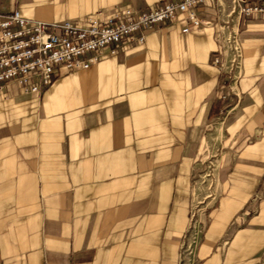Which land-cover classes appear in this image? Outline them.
Instances as JSON below:
<instances>
[{
	"label": "crops",
	"instance_id": "obj_1",
	"mask_svg": "<svg viewBox=\"0 0 264 264\" xmlns=\"http://www.w3.org/2000/svg\"><path fill=\"white\" fill-rule=\"evenodd\" d=\"M167 1L0 0V11L83 25ZM235 7L200 5L201 28L179 13L140 45L61 68L40 94L0 84V264H183L204 200L186 264H264V17ZM231 28L243 67L229 86L214 58L226 69ZM211 162L215 190L198 200Z\"/></svg>",
	"mask_w": 264,
	"mask_h": 264
},
{
	"label": "built area",
	"instance_id": "obj_2",
	"mask_svg": "<svg viewBox=\"0 0 264 264\" xmlns=\"http://www.w3.org/2000/svg\"><path fill=\"white\" fill-rule=\"evenodd\" d=\"M213 0H168L141 11L129 7L98 11L86 18L85 24L71 21L47 23L25 17L19 9L0 11V84L16 81L25 93H42L58 76L61 68L72 71L89 68L100 60V53L112 54L145 42L146 30L171 21L177 14L186 15L188 24L201 28L203 20L197 7ZM235 11L246 17H264V0H235ZM190 28H184L188 32ZM140 33L137 35V33ZM228 51V66L220 64L229 79L236 82L243 67V48L239 30L231 28L222 36ZM230 95L221 100L227 101ZM214 165V164H213ZM212 169H214V166Z\"/></svg>",
	"mask_w": 264,
	"mask_h": 264
},
{
	"label": "rangeland",
	"instance_id": "obj_3",
	"mask_svg": "<svg viewBox=\"0 0 264 264\" xmlns=\"http://www.w3.org/2000/svg\"><path fill=\"white\" fill-rule=\"evenodd\" d=\"M214 163H210V166H212ZM216 163L213 165L214 166V169H212V167L208 168V170L205 172V174H203L202 176L199 177V182L201 180H204V183H203V190L201 191V193H199V197L197 198L198 200H204V198L209 195V194H213L214 190H215V179H216ZM205 206V200H204V203H197V206L195 207V214H194V222L197 221L198 223V229L197 231L195 232V242L190 245V238H191V235H193L194 233L192 232L194 229L192 228L191 229V232L189 231V234L187 236V240L185 241V245L183 247V264L185 263H189L191 262V258L194 254L193 250H194V246L195 244L197 243V241L199 240V236H200V233H201V226H202V223H203V207ZM199 220V221H198Z\"/></svg>",
	"mask_w": 264,
	"mask_h": 264
}]
</instances>
